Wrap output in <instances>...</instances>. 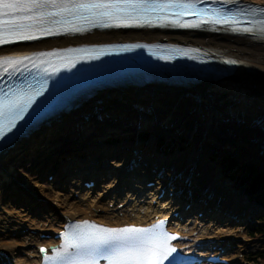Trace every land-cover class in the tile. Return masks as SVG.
Returning <instances> with one entry per match:
<instances>
[{"label":"bare ground","instance_id":"obj_1","mask_svg":"<svg viewBox=\"0 0 264 264\" xmlns=\"http://www.w3.org/2000/svg\"><path fill=\"white\" fill-rule=\"evenodd\" d=\"M248 1L264 4V0ZM162 39L171 42L201 45L214 52L237 59L240 61V65L233 68L229 74L187 85L151 83L127 87L117 93L105 90L96 92L90 98L81 101L79 105H75L69 113L63 114V117H58L48 125H41L36 133L16 142L11 149L0 156V230L5 231L4 234L0 235V264H31L35 262L36 260L33 258L36 254L35 246L37 248L39 245L49 247L56 244L53 239H41L40 234L58 232L69 219L90 218L109 225H120L123 223H146L159 215L167 217L169 212L165 208L152 206L149 203L150 201L148 203L144 202L148 195L152 194L153 197H156L159 193L158 188L162 187V184H159L162 181L158 180L156 183L158 185L155 187L144 189L140 181L151 179V175L142 168L143 163L135 165L132 172L128 174V176H134L135 180L133 177L130 180L123 178L122 173L126 172V164L122 162V159L132 158L131 156L128 157V154L122 157L121 155L116 157L111 155V157L114 156L113 160H115L114 163H109L110 167L100 162L102 160L100 156L93 158L94 162L99 161V164L95 167H87L84 170L88 172L86 176L92 178L101 174V176L111 177L112 179L108 185L105 184L106 186L100 187L103 190L97 192L98 194H92L90 189L80 187L78 180L81 182L83 179L74 174V181L72 183L67 182L69 184L68 188H73L72 191L70 189V193L64 194L62 192L52 198H48L47 194L49 193L40 189L39 183H33L29 179L22 181L15 167L23 163L22 161L27 157L32 158L31 160L40 161L43 155H50L51 149L56 148L55 146L60 145V143L65 144L67 140L72 143L77 139L89 137L91 133L98 131V125L94 123L93 116L102 118L111 109H116L117 112L125 113L131 117L136 116L137 119L132 121L138 122L142 128H146L150 126L153 120H157L156 118L159 116L164 115L165 121H170L174 117L184 118L177 110L183 111L189 108L190 113L199 116V113L204 112L208 117L222 113L225 110L224 108L231 106L232 103H237L240 98H246L249 103L263 102L264 37L231 33L224 30L180 31L150 28H117L45 38L0 48V56H3L28 53L52 47H66L68 45L133 40L151 42L162 41ZM157 105L162 106L165 110L150 109L151 106L155 107ZM144 109L147 110V114L141 111ZM140 122L143 124H140ZM118 126V123L113 126L107 124L106 128ZM64 129L69 131L64 140L58 143L50 139L51 137H57ZM125 136V133H122L121 137ZM146 150L147 148L142 145L138 155L144 156L143 153ZM78 153L86 154L82 149L73 155ZM66 154L68 156H65ZM70 154L61 150L51 155L53 158L57 157L58 162H62L63 166L61 167L67 165L69 168L76 169L73 165L76 157L70 156ZM105 156H109V153L105 154ZM62 157L64 158L62 159ZM134 157L136 158V155ZM133 164H136V162ZM82 171L77 169L76 172ZM97 171L98 174H96ZM68 173H72V171ZM132 185H135L136 190H131ZM116 188L122 189L125 192L124 196L120 197L115 192ZM65 189V186L61 188V190ZM170 189L175 195H178V200L175 201L174 196L168 198L167 208L172 201H174V204L177 203L175 206L168 208V210L179 209L182 211L184 205L183 196L179 194V191ZM49 190L53 191L51 188ZM73 192L79 193L77 199L74 196L69 197ZM136 193H140L142 196L137 197ZM128 198L130 199L128 204L125 207L121 206V203L125 204ZM32 199H35L33 200L35 204L30 207L32 202L29 204L27 201H32ZM48 199L57 204H54V207L48 205ZM101 199H107L106 205L102 204ZM119 199L118 205L114 200L117 201ZM163 203H166V201ZM193 208L202 209L203 205L195 202L193 203ZM186 217H191V214L188 213ZM192 220L191 225L185 219L183 224L177 225L178 229L186 235L194 236L199 240L217 237H214L210 232V230H213V224L209 221L208 224L204 225L196 216ZM214 226L219 228L216 224ZM227 241L224 239V242H220L218 239L217 245H222L226 249L224 256L231 261L230 264H234L245 249V244L238 243L235 240ZM210 247L208 246L206 249ZM191 249L198 251L192 246ZM199 254L201 256L205 255L206 250H199Z\"/></svg>","mask_w":264,"mask_h":264},{"label":"rangeland","instance_id":"obj_2","mask_svg":"<svg viewBox=\"0 0 264 264\" xmlns=\"http://www.w3.org/2000/svg\"><path fill=\"white\" fill-rule=\"evenodd\" d=\"M246 102V98H240L237 101L238 104L232 103L231 106L224 108L222 113L208 117L204 112L199 113V116L190 113L189 108L183 111L177 110L184 118L174 117L170 121H165L164 115L159 116L156 118L158 121L153 120L146 128H142L138 122L132 121L137 119L136 116L131 117L125 113L117 112L116 109H109L110 111L102 118L93 116L94 123L98 125V131L91 133L89 137L77 139L72 143L67 140L65 144L60 143L55 146L56 148L51 149L53 152L51 151L50 155L40 156V161L26 158L15 168L22 181L29 179L33 183H39L41 185L39 188L49 193L47 194L48 198H52L58 193L68 194L73 190V188H68L67 182L72 183L75 178L65 181L64 177L68 170L82 168L77 164V159L89 162L83 165L86 166L82 168L85 170L87 167L96 166L97 162L93 160L95 157L100 156L102 158L100 162L107 166L109 163H114V156L121 155L122 157L128 154V157L132 158L122 159V162L126 164V173L123 174H128V170L132 171L135 165L143 163L142 168L150 173L155 182L160 180L162 181L159 183L160 185L176 189L184 196V199L192 198L203 207L214 208L217 219L209 221L213 224V230H210L212 235L223 241L224 239L235 240L245 244V249L238 256L235 264H264V261L253 258L255 253L264 249V238L248 235V232L254 230L255 227L264 225V220L260 219L264 216V194L259 192L252 194L245 190L242 183L243 174L237 173L236 178L231 179V183H227L229 181L225 180L226 167L228 168L229 162L250 163L253 168L260 167L263 163L264 168V100L255 103ZM152 108L153 110H165L160 105L151 106L150 109ZM141 111L147 114V110ZM116 123L119 124L118 127L106 128L107 124L113 126ZM140 124L143 123L140 122ZM68 132V129H64L57 137L50 139L59 143L64 140ZM174 132L178 133L180 139L186 143L182 146L185 147L182 151L166 141V136H171ZM122 133H125L126 137H121ZM113 134H117L114 135L116 137L108 138ZM142 145L147 148L143 153L145 157L138 155ZM82 149L86 154L73 155ZM101 149L109 153V156L102 154ZM61 150L76 157L73 162L76 169L69 168L67 165L61 167L63 166L62 162H58L57 157L53 158L52 155ZM214 153L224 154L225 157H222L218 162L214 161ZM111 155L114 156L111 157ZM134 162L136 164H133ZM46 172L54 174L55 177L52 181L47 180L48 173ZM96 173L98 174V171ZM98 180L100 186H106L112 179L100 174ZM55 182L56 184H54ZM80 184L78 180V185L80 186ZM62 186H65L66 189L61 190ZM49 188L53 191H50ZM100 190L102 191V188L95 190L92 194ZM72 196H74V192L69 197ZM151 197L152 194L148 195L144 202L148 203ZM74 198L76 197L74 196ZM33 200L35 199L27 201L29 204L32 202L30 207L35 204ZM47 201L48 205L52 207L57 204L50 199ZM101 201L106 205L107 199H101ZM192 219H194V213L187 218L188 224H191ZM199 220L204 225L209 223L203 217ZM214 224L218 225L221 230L218 227V229L215 228ZM4 233V230H0V235ZM250 257L251 259L247 260Z\"/></svg>","mask_w":264,"mask_h":264},{"label":"snow or ice","instance_id":"obj_3","mask_svg":"<svg viewBox=\"0 0 264 264\" xmlns=\"http://www.w3.org/2000/svg\"><path fill=\"white\" fill-rule=\"evenodd\" d=\"M249 11L255 15L254 11ZM186 13L199 19L182 22ZM240 15L219 9H202L191 0H0V44L36 40L45 35H57L61 31H86L87 28L83 25L108 28L154 25L160 22L161 26L171 24L189 28H198L203 24L232 26L241 23ZM248 22L251 27L234 30L246 33L256 30L264 32V20L250 19ZM90 58L92 57H86ZM22 63V59H5L0 61V66L7 72L9 67L15 68ZM70 66L74 67L75 64ZM39 94L37 92L35 95ZM33 103V94L6 93L4 97H0V121L3 122L0 123V139L16 127L18 120L24 119V115L16 114L21 111L26 113ZM12 118H15L16 123L12 122ZM162 225L163 222L154 228L114 229L100 228L85 222L81 226L83 230L66 246L65 254L69 247L95 250L102 248L104 253H109L105 256L109 264H163L168 255L176 251L168 242L177 237L156 235V228ZM65 264L98 262L67 258Z\"/></svg>","mask_w":264,"mask_h":264},{"label":"trees","instance_id":"obj_4","mask_svg":"<svg viewBox=\"0 0 264 264\" xmlns=\"http://www.w3.org/2000/svg\"><path fill=\"white\" fill-rule=\"evenodd\" d=\"M166 141L171 143V146H175L179 151H182L186 143L184 140H181L179 137V134L174 132L171 134V136H166ZM181 146V147H180ZM213 160L214 161H219L222 157H225L224 154L221 153H214L213 154ZM226 171H230L227 176L228 179H232L238 174H243V181L242 183L245 184L247 183V191L254 193V192H259L261 194H264V168H263V163L259 166L256 167H251L250 163L244 164L243 162L241 163H230L228 168L226 167ZM238 173V174H237ZM227 179V180H228ZM261 219L264 220V216L261 217ZM248 234L251 237H264V225L263 226H258L255 227L254 230H251L248 232ZM254 259L258 258L259 260L264 261V249L259 250L257 253L254 254ZM248 258V260H250Z\"/></svg>","mask_w":264,"mask_h":264}]
</instances>
